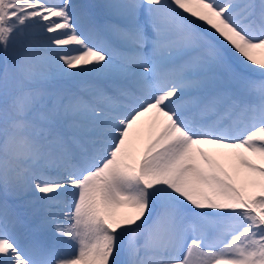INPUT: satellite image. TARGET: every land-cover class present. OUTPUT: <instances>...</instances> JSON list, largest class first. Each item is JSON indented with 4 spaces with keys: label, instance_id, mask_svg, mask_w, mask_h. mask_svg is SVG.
Segmentation results:
<instances>
[{
    "label": "snow or ice",
    "instance_id": "obj_1",
    "mask_svg": "<svg viewBox=\"0 0 264 264\" xmlns=\"http://www.w3.org/2000/svg\"><path fill=\"white\" fill-rule=\"evenodd\" d=\"M0 264H264V0H0Z\"/></svg>",
    "mask_w": 264,
    "mask_h": 264
}]
</instances>
